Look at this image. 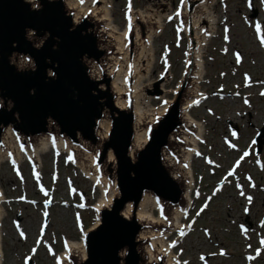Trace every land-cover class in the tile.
Here are the masks:
<instances>
[{
	"label": "rangeland",
	"instance_id": "obj_1",
	"mask_svg": "<svg viewBox=\"0 0 264 264\" xmlns=\"http://www.w3.org/2000/svg\"><path fill=\"white\" fill-rule=\"evenodd\" d=\"M104 1L120 30L128 22L129 5L135 19H144V26L138 28L144 43L140 80L146 96L142 102L151 117L177 100L181 105L191 83V70L185 67L189 33L180 24L184 1ZM204 4L215 29L218 20L224 25L202 47L204 83L199 90L205 97L191 110L206 126L205 141L198 146L202 155L192 157L190 164L193 205L184 218L190 229L166 240L172 242L176 264H264V144L256 151L264 126V0ZM136 30L128 35L130 39ZM129 81L133 86V78ZM229 112L239 116L237 123L226 117ZM75 147L73 152L93 172L95 152ZM39 155L38 167L22 156L19 163L5 158L0 162L2 264H55L63 241H79L96 220L95 203L114 190L100 170L96 169L99 181H93L69 161L66 152L47 150ZM242 156L234 174L226 177V170ZM153 214L157 217L156 209Z\"/></svg>",
	"mask_w": 264,
	"mask_h": 264
},
{
	"label": "water",
	"instance_id": "obj_2",
	"mask_svg": "<svg viewBox=\"0 0 264 264\" xmlns=\"http://www.w3.org/2000/svg\"><path fill=\"white\" fill-rule=\"evenodd\" d=\"M98 27L89 17L74 22L64 0H0V146L8 127L28 140L67 138L94 151L98 170L116 184L112 203L99 212L101 223L84 235L86 259L71 256V264H162L146 262L138 237L144 226L122 211L127 203L136 208L145 192L163 203H182V186L162 153L182 125L179 101L148 126L147 143L131 158L134 116L114 103L111 76L105 72L112 49L104 45ZM94 66L102 77L93 73ZM104 117L111 126L100 138ZM262 135L264 126L257 151L264 144Z\"/></svg>",
	"mask_w": 264,
	"mask_h": 264
},
{
	"label": "bare ground",
	"instance_id": "obj_3",
	"mask_svg": "<svg viewBox=\"0 0 264 264\" xmlns=\"http://www.w3.org/2000/svg\"><path fill=\"white\" fill-rule=\"evenodd\" d=\"M27 1L32 2L34 0ZM183 1L185 3V11L183 14L180 13L183 16V19H180V24L185 32L189 33V50L185 67L191 70V83L187 86L188 94L185 95L186 98L182 99L183 102L179 107L182 125L175 133L170 135L173 147L169 150L163 149L162 151L164 162L170 168L172 178L182 186L183 201L179 205L169 206L156 199L155 194L152 192H145L136 208H134L131 203H127L122 211L124 217L131 219L133 216L138 223L145 226L139 231L138 237L140 240L144 241L143 253L147 258V263H157L160 261L162 263V260L164 259L163 264H176L174 261V255H172V242L167 241L166 239L175 232L179 235L180 232L184 233V231L186 232V229H190L184 223V218L187 216L190 207L193 205L192 192L195 181L193 175H191L190 164L192 157H200L202 155L198 150V146L201 142L205 141L204 134L206 126L205 122L200 121L199 119L197 120L192 115L191 110L196 101L205 97L201 96L202 92L199 90L204 83L202 47L204 48L207 46V39H209L208 36L211 34L212 36L217 35V28L221 24L224 25L223 20H218L217 25L219 26L215 29L212 22L213 18L205 9L206 4L204 3L206 0ZM64 2L66 7L72 12L74 22L78 23L85 17H89L98 22L99 25H101L99 31L101 33V38L104 41V45L107 48H114L109 57H107L106 74L111 76V88L116 96L114 102L115 105L120 109L130 110L134 116L133 140L129 151L130 157L134 158L136 153L147 143L148 125L153 123L159 117H162L166 108L164 107L156 117H151L152 113L149 114L148 109L145 108L144 102H142L144 97H146L144 96L145 92H143L145 86L143 85L141 87L143 82L140 80L142 79L141 60L144 58V43L138 28H140V24L141 26H144V19H135L133 8L129 5L128 22L124 28L120 30V28L113 23L111 12L109 8H107L104 0H64ZM97 2H101L102 5H99ZM174 14L177 15V12ZM150 18L152 17H149V19ZM133 30L136 31L134 39L132 40L128 35L132 33ZM128 59L130 61H128ZM93 73L97 77H102L97 66H94ZM160 76L161 79L165 78L164 74H161ZM132 78L133 86H130L131 82L129 80H132ZM248 81H250V79H248ZM249 85H252V83L249 82ZM254 85L258 87L259 83H255ZM250 108L252 109V107ZM149 115L150 118L147 120ZM226 117L232 119L236 123L239 120V116L232 115L231 112H229ZM110 124V120L107 117L100 120L98 127L100 138L107 137L108 132L110 131ZM13 139L14 133L9 127L6 128L2 135L4 146L7 148L12 147ZM33 143H29L25 139L23 140L22 147L28 154L27 158H33L36 160V163H38L40 160L39 153L45 152L47 146L59 147V151L66 152L69 161L79 168L84 175L90 177L93 181H99L98 175L96 174V169L98 168L94 165V171L92 172L82 159L73 152L76 147L66 145L64 138H50L43 135L35 139ZM18 146L19 145H17V147ZM4 153L3 150H0V162L3 159ZM108 159V161L114 164L112 151H109ZM16 160H22L20 153H16ZM238 163L239 162L232 164L231 170H226V177L234 174L237 170ZM99 173L106 178L103 170L99 171ZM111 185L114 188L112 195L106 200H99L93 206L97 211L95 222L83 231L79 241L66 239L63 250L56 256L55 264H71V256L78 257L81 260L86 258L84 234L98 224V213L100 210L109 207L112 198L117 194L116 184L111 182ZM152 208L153 210H157V217L154 216ZM1 214L0 210V217ZM182 236L183 234H181L176 241ZM1 239L0 235V241ZM3 256L0 244V264H2ZM246 257L253 258L254 256L247 255Z\"/></svg>",
	"mask_w": 264,
	"mask_h": 264
},
{
	"label": "snow or ice",
	"instance_id": "obj_4",
	"mask_svg": "<svg viewBox=\"0 0 264 264\" xmlns=\"http://www.w3.org/2000/svg\"><path fill=\"white\" fill-rule=\"evenodd\" d=\"M177 15H179V12H177ZM257 30L259 31V26H257ZM261 43L264 44V38L261 39ZM237 62H239V56H237ZM262 94H264V93H262ZM245 155H247V153H245ZM249 199H251V198H249ZM262 243H264V241H262ZM33 251H35V249H33Z\"/></svg>",
	"mask_w": 264,
	"mask_h": 264
}]
</instances>
